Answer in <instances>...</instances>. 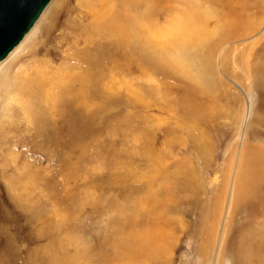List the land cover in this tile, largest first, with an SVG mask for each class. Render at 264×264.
Masks as SVG:
<instances>
[{
	"label": "rangeland",
	"instance_id": "374dc122",
	"mask_svg": "<svg viewBox=\"0 0 264 264\" xmlns=\"http://www.w3.org/2000/svg\"><path fill=\"white\" fill-rule=\"evenodd\" d=\"M87 2L60 0L52 9L51 3L13 52L15 61L8 65L10 56L0 65V114L15 124L0 141L3 148L16 147L20 130L26 131L20 101L6 89L9 81L39 67L50 74L71 64L81 72L71 59L81 57L95 23L84 12ZM199 2L174 3L156 25L170 27ZM244 15L240 24L247 18L261 24L221 46L208 89L182 73L148 68L138 56L132 78L130 68L120 70L103 95L90 100L86 128L62 133L52 124L63 143L40 151L35 142L21 155L23 148L14 149L18 165L9 153L0 161V264H120L126 241L134 239L132 245L138 233L159 231L170 250L158 261L146 260L145 252L140 264H231L221 254L222 240L242 156L248 143L264 147L261 84L255 88L256 77L244 68L256 63L250 48L256 54L264 44V19L261 13ZM155 40L152 51L162 52L167 40ZM53 79L61 81L57 74ZM24 165L34 172L29 179L23 178ZM209 231L215 239L210 257L201 250Z\"/></svg>",
	"mask_w": 264,
	"mask_h": 264
},
{
	"label": "bare ground",
	"instance_id": "6f19581e",
	"mask_svg": "<svg viewBox=\"0 0 264 264\" xmlns=\"http://www.w3.org/2000/svg\"><path fill=\"white\" fill-rule=\"evenodd\" d=\"M52 1L24 39L37 26ZM58 2L60 0H55L51 9ZM176 2L181 0H88V8L84 12L95 23L88 28V38L86 36L85 39L89 42L81 51L82 59L80 56L78 59H71L77 60L81 72L75 73L77 66L71 64L66 65L62 71L50 74L39 67L38 70L33 69L21 78L8 82L7 91L17 96L25 112L26 131L20 130L24 133L21 137L23 140L15 144L17 146L14 148L11 145L3 148L0 143V161H5L9 153L14 156L13 162H16L19 154L14 153L17 152L14 149L20 147L23 148L21 155L36 143L40 151H44L46 147L53 150L57 142L63 143L59 140L60 134L53 130L52 124L57 123L62 133H69L76 125L86 128L84 116L90 111V100H97L102 96L103 86L110 81H116L120 70L130 68L128 74L132 78L136 69L134 67L139 65L138 56L148 68L164 72L168 69L169 75L182 73L181 75L199 89H208V76H212L214 72V61L221 46L251 35L261 24L259 19L251 18L240 24L244 13H261L260 19H264V0H200L198 4L185 8L182 18L173 20L170 27H158L156 21L169 17ZM159 36L167 42L163 44L162 52L154 53L152 49L159 43L155 38ZM75 41V45L81 43L80 40L79 43L78 40ZM21 43L0 65L12 56ZM25 43L26 41L23 44ZM259 43L262 46L256 54L253 52L254 47L249 52L251 57L255 55L256 63L244 68L246 73L256 77L253 81L254 87L259 82L261 84V110L264 112V59H261L264 44L262 41ZM245 52L248 53V50ZM16 58L17 55L12 56L8 65ZM54 74L60 76L59 83L53 79ZM9 117L5 113L0 114V141L5 140L8 131L15 127ZM56 118H60L61 127ZM260 120L264 121V118ZM262 148L250 143L246 145L235 192L231 196L229 223L223 235L222 242L225 244H222L221 250V254L226 255L231 264H264V147ZM24 166L23 178L29 179L34 172H31L30 165ZM36 167H33V171ZM148 235L150 236L138 233L135 239L139 242L132 245L130 242L134 239L126 241L120 264H140V258L145 252L146 260L150 258L158 261L167 255L170 250L166 244L167 236L162 231ZM209 236L211 241L207 237L201 250L210 257L215 239H212L210 231Z\"/></svg>",
	"mask_w": 264,
	"mask_h": 264
},
{
	"label": "water",
	"instance_id": "95a60500",
	"mask_svg": "<svg viewBox=\"0 0 264 264\" xmlns=\"http://www.w3.org/2000/svg\"><path fill=\"white\" fill-rule=\"evenodd\" d=\"M51 0H0V63L34 27Z\"/></svg>",
	"mask_w": 264,
	"mask_h": 264
}]
</instances>
